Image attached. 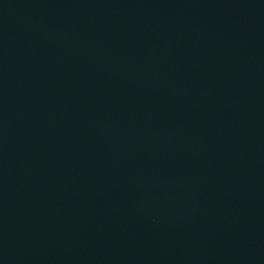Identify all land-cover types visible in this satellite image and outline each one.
I'll return each mask as SVG.
<instances>
[{
    "label": "water",
    "instance_id": "water-1",
    "mask_svg": "<svg viewBox=\"0 0 264 264\" xmlns=\"http://www.w3.org/2000/svg\"><path fill=\"white\" fill-rule=\"evenodd\" d=\"M0 264H264V0H0Z\"/></svg>",
    "mask_w": 264,
    "mask_h": 264
}]
</instances>
